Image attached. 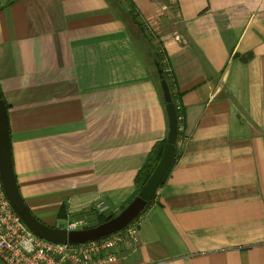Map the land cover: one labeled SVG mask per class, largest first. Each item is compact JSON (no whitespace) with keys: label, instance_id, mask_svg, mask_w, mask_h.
Wrapping results in <instances>:
<instances>
[{"label":"crops","instance_id":"1","mask_svg":"<svg viewBox=\"0 0 264 264\" xmlns=\"http://www.w3.org/2000/svg\"><path fill=\"white\" fill-rule=\"evenodd\" d=\"M118 1L0 0L22 198L49 227L121 212L168 136L161 53L182 94L178 159L114 264H264V0Z\"/></svg>","mask_w":264,"mask_h":264},{"label":"water","instance_id":"2","mask_svg":"<svg viewBox=\"0 0 264 264\" xmlns=\"http://www.w3.org/2000/svg\"><path fill=\"white\" fill-rule=\"evenodd\" d=\"M159 69V66H156ZM162 78V71L158 70ZM168 117V136L162 157L138 196L118 215L97 227L67 233L63 224L49 227L38 220L27 207L20 193L12 160L8 109L0 91V179L13 210L35 236L58 245H80L107 238L137 220L159 190L176 153L179 121L167 83L161 82Z\"/></svg>","mask_w":264,"mask_h":264},{"label":"built area","instance_id":"3","mask_svg":"<svg viewBox=\"0 0 264 264\" xmlns=\"http://www.w3.org/2000/svg\"><path fill=\"white\" fill-rule=\"evenodd\" d=\"M105 214L108 206L98 204L92 210ZM140 220L98 241L80 245H58L35 236L13 210L0 179V264H114L118 252L137 247ZM67 233L88 229L86 220L61 223Z\"/></svg>","mask_w":264,"mask_h":264},{"label":"trees","instance_id":"4","mask_svg":"<svg viewBox=\"0 0 264 264\" xmlns=\"http://www.w3.org/2000/svg\"><path fill=\"white\" fill-rule=\"evenodd\" d=\"M111 1L114 2V4H115L114 7H116L117 4H119L118 0H111ZM121 9H122V11H125L124 6H122ZM127 14L132 19L133 23L136 26H138V28L140 29V31L143 34V37L146 38L147 41L151 43L152 40L146 36L142 23H140L137 16L134 15V9H131V11L127 12ZM154 51H156V48H154ZM235 58H239L241 61L246 63L252 59V54L249 53V54L243 55V56L236 55ZM157 65L159 66V69H157V67H156ZM158 70L162 71V78L158 74ZM151 72H152V77H153V80L157 86V90H158V93H159V96L161 98V102H162V105H163V108L165 111H166V103L164 102V96H163V92L161 89V82L164 80L167 83L169 90L171 92L173 104L175 105V107L177 109L178 121H179V132H178L175 157H174V160L172 162V165H171L169 171L167 172L163 182L161 183V186H160V188H161L164 186L167 179L169 178V176H170V174L174 168V165L178 159V154H179L178 144L180 143L182 135H183L181 132V128L183 127L184 109L181 105L182 94L177 91L176 84H175L174 77H173V73L169 69V66L166 63V59H165L164 55H162L161 53L154 52V56H153L152 63H151ZM2 98H3V95H2ZM7 109H8V106H7ZM166 141H167V138L165 140H163L162 142L158 143L157 145H155V147L153 148V150L149 154L145 165L139 171V173L136 177L137 191H136L134 197L129 201V203L126 206L122 207L121 211L124 210L138 196L140 190L142 189L144 184L147 182V180L149 179V177L153 173L154 169L156 168L157 164L159 163V161L162 157V153H163ZM155 198H156V195L154 196L151 203L147 206L145 211L141 214V216L137 220H140L142 218L143 214L152 206V203L154 202ZM118 214L117 213L116 214H109V215L108 214H96L93 211H91V214H88V216L89 217L93 216L92 217L93 219H92V223L89 222L90 224H89L88 229L102 225V224L106 223L107 221L111 220L112 218H114Z\"/></svg>","mask_w":264,"mask_h":264},{"label":"rangeland","instance_id":"5","mask_svg":"<svg viewBox=\"0 0 264 264\" xmlns=\"http://www.w3.org/2000/svg\"><path fill=\"white\" fill-rule=\"evenodd\" d=\"M153 39H155L154 41L156 42V47L161 48V46L159 45L160 43L157 42V38H154V37H153ZM89 224H90V223H89Z\"/></svg>","mask_w":264,"mask_h":264}]
</instances>
